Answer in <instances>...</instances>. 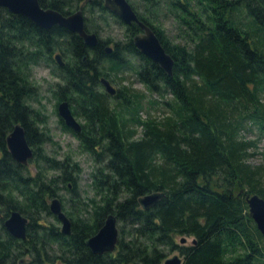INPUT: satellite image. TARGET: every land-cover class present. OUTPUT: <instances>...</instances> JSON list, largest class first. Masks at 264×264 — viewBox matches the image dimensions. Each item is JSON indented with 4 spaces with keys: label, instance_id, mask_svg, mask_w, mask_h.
<instances>
[{
    "label": "trees",
    "instance_id": "trees-1",
    "mask_svg": "<svg viewBox=\"0 0 264 264\" xmlns=\"http://www.w3.org/2000/svg\"><path fill=\"white\" fill-rule=\"evenodd\" d=\"M128 2L174 59L171 76L134 46L138 25L123 23L103 0H39L63 15L83 5L85 29L99 39L94 47L64 27L41 28L0 8V264H163L174 250L181 264H264V238L245 200L264 198V160L248 164L255 142L238 137L250 125L264 137V0ZM169 16L172 37L160 23ZM109 19L124 25L123 41L101 37ZM109 42L114 46L107 53ZM38 64L56 78L47 88L55 110L67 100L83 123L76 133L58 120L93 161L87 194L77 190L80 163L43 147L53 141L45 114L32 106L39 102L40 87L31 79ZM124 69L159 94L164 115L142 118L144 95L128 86L111 101L99 79L121 81ZM18 123L33 149V174L7 150L6 137ZM152 192L163 196L143 209L138 199ZM53 197L71 220L70 234L46 220ZM12 210L28 219L23 240L3 226ZM110 213L119 226L117 249L94 254L86 240ZM182 236L195 242L177 244Z\"/></svg>",
    "mask_w": 264,
    "mask_h": 264
},
{
    "label": "water",
    "instance_id": "water-1",
    "mask_svg": "<svg viewBox=\"0 0 264 264\" xmlns=\"http://www.w3.org/2000/svg\"><path fill=\"white\" fill-rule=\"evenodd\" d=\"M103 6L123 23L127 25L135 23L138 25L139 32L132 38L134 46L141 54L153 60L167 75L171 76L173 74L174 59L166 52L153 29L138 18L128 0H103ZM0 8H5L10 13L26 17L41 28L49 29L54 25L64 27L76 33L83 43L89 47L97 46L99 43L97 34L85 29L83 5H80L77 10L68 15H63L52 8H43L39 0H0ZM105 51L110 53L112 47L106 46ZM54 59L58 65L64 64L61 53H56ZM100 82L108 95L113 96L116 94L117 90L109 79L100 77ZM56 111L68 128L77 133L81 131V124L72 113L68 101H60L56 106ZM6 145L11 157L22 165H27L33 158V149L26 139L25 129L21 123L16 124L7 135ZM162 196L161 192H152L141 196L138 202L143 209H148ZM245 200L249 215L264 238V198L257 194H249L245 197ZM49 211L60 222V232L62 234H70L71 220L63 211L58 197H54L49 201ZM27 223L28 219L17 210H12L3 220V225L7 232L14 238L21 240L26 238ZM118 233L117 217L110 213L106 216L98 231L86 240V245L92 253L97 255L113 253L117 249ZM184 242L185 237H182L181 243ZM191 242L194 243L195 241ZM181 263L182 258L178 255L166 258L163 262V264Z\"/></svg>",
    "mask_w": 264,
    "mask_h": 264
},
{
    "label": "rangeland",
    "instance_id": "rangeland-1",
    "mask_svg": "<svg viewBox=\"0 0 264 264\" xmlns=\"http://www.w3.org/2000/svg\"><path fill=\"white\" fill-rule=\"evenodd\" d=\"M160 23L166 30L169 37H172L176 33L174 26V20L172 17H162ZM102 38H110L114 41H123L125 38V28L124 25L116 20L109 19L107 24H105L103 31L100 33ZM113 42H109L107 46H114ZM120 75L125 76V79L119 80L118 78L109 77L108 79L116 89H120L123 85L130 87L132 90L143 94L142 99L143 110L140 111V116L145 118L147 113L154 116H162L167 111L162 107L160 103L162 98L157 93H152L148 91L145 86L137 79L136 75L130 69H124ZM31 79L40 87L39 90V102L32 101V106L34 108H41V111L46 116V120L43 124L45 130H48V134L51 137L52 142H47L44 144V149L49 155H55L57 158H62L63 155L69 154L75 161L80 163L82 167V173L78 178L77 190L79 195L87 194L88 189V173L93 165V161L89 154L82 152L78 146V140L69 132L62 131L61 124L59 123V116L55 110V99L48 93V87L50 84L56 82V78L52 75L51 69L44 65L38 64L31 69ZM111 101L115 102L116 99L110 97ZM150 100H158L159 102L150 105ZM80 120V118H78ZM81 121V120H80ZM251 129L241 130L238 137L241 140L255 142V146L250 147L247 151L249 155L246 157V162L250 165L256 166L263 162L264 160V137H262L253 125H250ZM140 130V129H139ZM138 130V131H139ZM140 134V131L138 132ZM28 168L31 174L34 173L35 167L33 163H29ZM60 194L68 195L65 189L60 191ZM50 200V199H49ZM48 200V201H49ZM48 223L55 224L60 229V222H58L54 216H46ZM119 225V224H118ZM119 227V226H118ZM185 237V242L181 243V238ZM176 237L177 244L179 245H190L191 237L182 236ZM173 255H178L182 258L178 250H174L168 253L165 257L169 258ZM24 261H28L29 257L23 255ZM47 264H63L61 260L55 259L52 263Z\"/></svg>",
    "mask_w": 264,
    "mask_h": 264
},
{
    "label": "flooded vegetation",
    "instance_id": "flooded-vegetation-1",
    "mask_svg": "<svg viewBox=\"0 0 264 264\" xmlns=\"http://www.w3.org/2000/svg\"><path fill=\"white\" fill-rule=\"evenodd\" d=\"M9 12V11H8ZM83 14H84V11H83ZM84 21H85V19H84ZM87 46V45H86ZM58 53V52H57ZM56 54V53H55ZM54 54V55H55ZM62 61L64 62V60H63V58H62ZM59 66H62V65H59ZM99 81H100V79H99ZM100 84H101V82H100ZM112 84V83H111ZM101 86H102V88H103V90L105 91V89H104V87H103V85L101 84ZM116 90H118V89H116ZM110 96V95H109ZM116 95H113L112 97H115ZM67 101V100H66ZM57 112V111H56ZM76 117V116H75ZM60 118V117H59ZM76 119L80 122V124H81V131H82V129H83V123H82V121H80L77 117H76ZM70 130H72V129H70ZM73 131V130H72ZM80 131V132H81ZM74 132V131H73ZM79 132V133H80ZM77 133V132H76ZM18 163V162H17ZM27 165H29V163L27 164ZM54 198V197H53ZM52 199V198H51ZM50 199V200H51ZM49 200V201H50ZM49 201H48V204H49ZM51 213V212H50ZM52 214V213H51ZM53 215V214H52ZM54 216V215H53ZM54 218L57 220V218L54 216ZM58 221V220H57ZM59 222V221H58ZM28 224V223H27ZM4 226V225H3ZM26 232H27V227H26ZM27 234V233H26ZM21 240V239H20Z\"/></svg>",
    "mask_w": 264,
    "mask_h": 264
}]
</instances>
